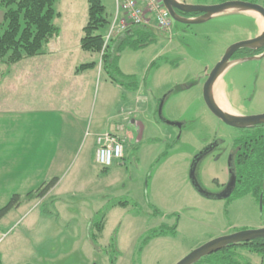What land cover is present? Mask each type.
Returning a JSON list of instances; mask_svg holds the SVG:
<instances>
[{
    "label": "rangeland",
    "instance_id": "1",
    "mask_svg": "<svg viewBox=\"0 0 264 264\" xmlns=\"http://www.w3.org/2000/svg\"><path fill=\"white\" fill-rule=\"evenodd\" d=\"M101 1L110 21L114 0ZM254 1L264 8V0ZM54 9L52 20L67 36L64 51L14 64L0 59V82L17 84L18 102L28 103L32 94V106H0V207L12 194L22 197L0 219L3 264H175L209 240L264 226V205L254 196L217 197L229 177L234 140L250 128L220 121L201 98L205 69L230 44L258 35L261 17L235 12L193 24L171 19L169 31L149 27L153 40L138 49L120 46L113 35L118 68L137 81L130 88L111 80L98 53L79 46L87 0H56ZM108 28L98 32L106 35ZM91 61L94 67L73 73ZM29 68L43 73L30 78ZM224 80L240 115L264 112V56L232 64ZM106 131L123 139V156L103 169L95 162V136ZM213 141L218 145L205 151ZM194 161V177L211 196L191 181ZM53 177L58 180L46 196L25 199ZM100 218L94 243L91 224ZM225 255L239 264H263L259 253L240 245L195 264H226Z\"/></svg>",
    "mask_w": 264,
    "mask_h": 264
},
{
    "label": "trees",
    "instance_id": "2",
    "mask_svg": "<svg viewBox=\"0 0 264 264\" xmlns=\"http://www.w3.org/2000/svg\"><path fill=\"white\" fill-rule=\"evenodd\" d=\"M56 0H0L3 9L2 23L0 24V59L6 64H14L23 58L33 57L45 53V48L50 39L58 35L59 28L53 22L56 14L54 2ZM206 2H223L226 0H203ZM255 2L254 0H245ZM192 17V16H190ZM105 6L101 0H87V17L82 27L79 46L84 51L98 53L102 69L110 73L112 81L127 85L130 88L137 87V81L132 74H123L117 65V55L109 43H104V35L98 30L107 26ZM150 28L133 27L124 32L118 38L120 46L127 45L138 49L153 40ZM118 43V44H119ZM96 62L81 63L74 67V73L94 67ZM247 131V130H246ZM234 155L231 160L233 176L237 184L227 198L239 197L245 194L258 196L264 190V124L250 127L240 138L234 140ZM103 168V167H102ZM103 169H106L103 168ZM57 178L53 177L47 182L41 183L36 189L26 192L25 199L32 200L43 198L56 185ZM22 202L20 194H12L8 202L0 207V219L10 210L18 207ZM102 219L93 222V230L90 235L92 242L97 243L101 232ZM163 231L153 230L145 238L159 236ZM247 246L250 250L261 255L264 264V238H257L248 242L229 245L220 251L233 246ZM215 252V253H217ZM213 254V253H212ZM211 255V254H210ZM226 264H239L234 262L230 255L220 257ZM201 260V259H200ZM199 260V261H200ZM197 263V262H196ZM243 264H251L250 262Z\"/></svg>",
    "mask_w": 264,
    "mask_h": 264
},
{
    "label": "water",
    "instance_id": "3",
    "mask_svg": "<svg viewBox=\"0 0 264 264\" xmlns=\"http://www.w3.org/2000/svg\"><path fill=\"white\" fill-rule=\"evenodd\" d=\"M164 6L167 8L171 18L177 22L183 24H193L201 23L212 17H216L220 14H228L235 12H254L257 13L262 21L264 22V8L259 4L251 1L245 0H226L220 3L213 4H192L185 3L179 0H162ZM184 13H194L199 15L192 17H185L178 13V11ZM264 46V28L259 31L258 35L253 38L241 40L230 44L224 51L221 58L213 65L209 73L207 74L206 80L203 85L202 96L204 103L208 110L220 119L225 124L236 127V128H250L256 125L264 124V112L260 114L252 115H240L227 111L226 109L220 107L212 96V86L216 83L218 78L225 72L226 69L232 64L230 59L231 55L240 48L258 49ZM167 124L180 126L179 123L167 121ZM138 125V137H140L142 132V125ZM231 158L228 160V173L230 175L231 186L226 187L225 191H222L217 197L227 198L234 185V177L232 174ZM194 167L195 161L191 165V181L196 189L199 190L203 195L211 196L206 191L198 188L197 181L194 177ZM257 238H264V226L256 229H244L237 230L230 234L219 236L212 240L205 242L204 244L198 246L197 248L190 251L183 258L178 260L175 264H195L200 259L215 253L219 250L224 249L229 245H235L242 242H248Z\"/></svg>",
    "mask_w": 264,
    "mask_h": 264
},
{
    "label": "built area",
    "instance_id": "4",
    "mask_svg": "<svg viewBox=\"0 0 264 264\" xmlns=\"http://www.w3.org/2000/svg\"><path fill=\"white\" fill-rule=\"evenodd\" d=\"M115 10L104 35L106 44L115 34H122L133 27L169 31L171 16L162 0H114ZM123 139L116 133L106 131L95 136V162L109 167L123 156Z\"/></svg>",
    "mask_w": 264,
    "mask_h": 264
},
{
    "label": "crops",
    "instance_id": "5",
    "mask_svg": "<svg viewBox=\"0 0 264 264\" xmlns=\"http://www.w3.org/2000/svg\"><path fill=\"white\" fill-rule=\"evenodd\" d=\"M2 15H3V13L0 10V24L2 23ZM255 18H256V21L258 23V26H261L259 21H258V18L257 17H255ZM83 25L84 24H81L80 29H82ZM259 31H260V27H259ZM122 36H123V34H116L115 35V37H118V38H120ZM80 37H81V34H78V37H77L78 42L80 41ZM63 41H64V43L67 42V36H66L64 30L62 29V31H59L58 35L54 36L52 39L49 40V42L47 43V45L45 47V53H55V52L64 51L66 49V46L62 45ZM53 68L56 69V76L59 75L58 64H56L55 66L53 65ZM29 69H27L29 71L26 73V76H28L30 78L33 75H36L38 72L43 73V68H41V69L36 68L35 70H33V68H29ZM73 73H74V69H73ZM218 83H219V85L222 88L225 87V84L220 80V78H218ZM25 85H26L25 87H28L30 89V92H32L31 91V85L30 86L28 84H25ZM16 89H17V84H15V83L9 82V83L2 84L0 82V106H2V107H4V105L8 106V110L9 111L10 110H15V108H17L18 106H28V105L32 106V104H31V96H32V94L30 93L29 96H28L30 98V100L28 99V103H27V100H26L23 104H21L20 102H18L17 98L14 96V94H16L15 93ZM29 89H27V91H29ZM221 91L224 94V91L223 90H221ZM8 101H10V104L6 103ZM219 105H220V107H222V108H224L227 111H230L232 113H238L239 112L227 100H226V102H224V105L223 104H219ZM8 133H10V132H8ZM2 256L0 258V264L4 263L3 262L4 259H2Z\"/></svg>",
    "mask_w": 264,
    "mask_h": 264
},
{
    "label": "flooded vegetation",
    "instance_id": "6",
    "mask_svg": "<svg viewBox=\"0 0 264 264\" xmlns=\"http://www.w3.org/2000/svg\"><path fill=\"white\" fill-rule=\"evenodd\" d=\"M181 2H185L187 3L186 1L184 0H179ZM213 3H220V2H206V1H203V0H197V3H192V4H213ZM179 14L185 16V17H190V16H196V15H199V13L197 14H194V13H184V12H181L179 10H177ZM264 56V46H262L261 48H258V49H249V48H240L238 50H236L230 57L232 61V64H235L237 63L238 61H245V60H250V59H260L261 57ZM215 64V63H214ZM213 64V65H214ZM231 64V65H232ZM230 65V66H231ZM229 66V67H230ZM213 67V66H212ZM211 67V68H212ZM210 69H205L204 73H203V77H204V80H203V85H204V82L206 80V77H207V74L209 73V71L211 70ZM227 69L225 70V72L220 76V80L225 84V87L222 88L219 83H218V80L216 81V83L212 86V96L214 98V101L219 105V104H223L224 105V102H226V100L229 102V99L227 98L226 96V89H227V86H226V83H225V80H224V76H225V73H226ZM203 85H202V89H201V98L203 100V96H202V90H203ZM223 90L224 91V94L223 92L221 91ZM204 102V100H203ZM205 104V103H204ZM220 106V105H219ZM221 121V120H220ZM181 125V124H180ZM182 126V125H181ZM179 126V127H181ZM218 145V142L217 141H213L207 148L205 151H209L211 149H213L215 146ZM234 149H235V145H233V150L230 154V157L231 158L230 160H232L233 158V155H234ZM232 167V165H231ZM233 169V168H232ZM229 175V174H228ZM233 175V171H232V174L231 176ZM234 177V176H233ZM230 175L228 177V180L227 182L222 186V191H225L226 187H230L231 184H230ZM235 182H234V185L232 187V191L233 189L235 188L236 186V182L237 180L234 178ZM198 184V183H197ZM198 188H200L201 190H203L199 185H198ZM205 191V190H203ZM221 191V192H222ZM231 191V192H232ZM251 195V194H250ZM208 196V195H206ZM255 197L256 200H258V202L261 204V205H264V190L258 194V196H255V195H252ZM263 227V226H262ZM245 228H241V229H238V230H244ZM246 243V242H245Z\"/></svg>",
    "mask_w": 264,
    "mask_h": 264
},
{
    "label": "bare ground",
    "instance_id": "7",
    "mask_svg": "<svg viewBox=\"0 0 264 264\" xmlns=\"http://www.w3.org/2000/svg\"><path fill=\"white\" fill-rule=\"evenodd\" d=\"M261 19V18H260ZM261 21H262V19H261ZM262 24H264V22L262 21ZM261 25V24H260Z\"/></svg>",
    "mask_w": 264,
    "mask_h": 264
}]
</instances>
